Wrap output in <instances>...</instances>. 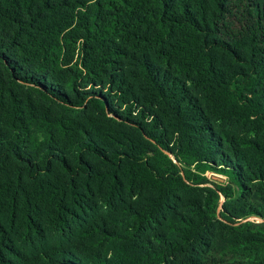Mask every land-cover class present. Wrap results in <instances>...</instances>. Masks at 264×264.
I'll return each mask as SVG.
<instances>
[{"label": "trees", "instance_id": "trees-1", "mask_svg": "<svg viewBox=\"0 0 264 264\" xmlns=\"http://www.w3.org/2000/svg\"><path fill=\"white\" fill-rule=\"evenodd\" d=\"M0 264H264V0H0Z\"/></svg>", "mask_w": 264, "mask_h": 264}, {"label": "rangeland", "instance_id": "rangeland-1", "mask_svg": "<svg viewBox=\"0 0 264 264\" xmlns=\"http://www.w3.org/2000/svg\"><path fill=\"white\" fill-rule=\"evenodd\" d=\"M204 177L206 178V181H205L206 185H211L213 182L218 183V184L227 183V178H225L223 175H218L217 173L208 172ZM224 200L225 199H223V201Z\"/></svg>", "mask_w": 264, "mask_h": 264}]
</instances>
